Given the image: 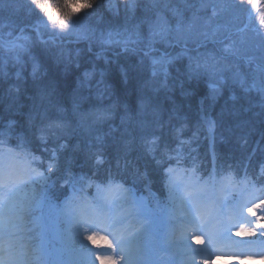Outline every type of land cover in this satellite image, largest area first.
Segmentation results:
<instances>
[{
  "label": "trees",
  "instance_id": "1",
  "mask_svg": "<svg viewBox=\"0 0 264 264\" xmlns=\"http://www.w3.org/2000/svg\"><path fill=\"white\" fill-rule=\"evenodd\" d=\"M82 3L78 2V0H74V3L70 6H76L77 8H83L85 3L91 5V10L89 14L84 16L85 22L92 23L94 28H97L98 26L106 27V24L112 23L113 25H121L124 23V20L130 19L128 21H137L136 19H139L140 16H149L150 14H154L156 10L162 9L166 3H181L180 0H81ZM132 2V3H131ZM154 2H157V5H154ZM161 2L164 4L161 5ZM40 3L43 4H50L53 8V13L56 12L57 8H60L63 12V4L64 0H40ZM28 10V11H27ZM30 11H32L30 13ZM38 14H42L43 12L37 8L35 5L32 4V0H0V19H6V25L8 23L9 29L15 30V25H20L25 23V20L32 19L34 16ZM62 17V15H61ZM2 21H0V28L2 27ZM90 31H93L91 29ZM85 44L79 45L77 48H75V51L81 50L82 47ZM80 51V52H81ZM91 54V52L88 50L87 47H83V54L77 55L75 57V63L79 61V63L84 64L87 62L88 55ZM49 66L51 65L48 62H45ZM49 74L46 72L47 78H45L44 85L47 86V89L54 87L57 92L61 94H67L68 92H65V88L71 84V80L73 78L74 73V67L73 65H66L61 68H52L49 67ZM109 75L114 81V85L116 87L118 96L121 100L127 99V91L128 85H124L119 78V75L117 73V69L112 68L109 70ZM5 75H0V107L3 108V114L8 115L11 113H14L16 111H19L20 107V100L19 97L21 96L20 88H15L10 85L9 78H7ZM21 86H23V83H21ZM188 91L190 94H187L188 97L184 98L180 93L179 97L174 95L172 99H168L166 97H162L161 100H158L155 98L153 102V107H155V113H151L149 116L150 120H155L156 118H161L162 120L167 117L170 119L171 116L180 113L183 111L185 107V103H187L188 109L195 108V105L193 101H190L191 98V92L193 91L194 97L197 101H201V87L197 85L195 82H188L187 83ZM180 91V88L178 89ZM30 102L26 103L25 105L29 104ZM126 103H128L126 101ZM129 104V103H128ZM146 124V122L143 121V125ZM31 126L27 125V128ZM16 127V126H15ZM173 130H167L163 132V137L167 138L171 136ZM7 133L10 137L18 139L21 136H23V127L19 128L16 127L14 131L8 130L3 131L2 134ZM138 136V135H137ZM234 146V145H233ZM132 149L134 153L136 150L138 151L139 159H136V165L138 169H142L143 165H146L148 167V174L151 178V180L154 182H157L158 185L155 187L156 189H159V185L161 182V176L159 174L157 165L152 161V159L147 154L146 145L139 144L138 141L132 142ZM131 148L127 149V151H130ZM101 152V149L97 146H92L90 148V154L92 157V160L90 161V164H93V166L97 165L98 158L96 157L97 154ZM87 155V152L86 154ZM145 171H147L144 168ZM152 185V184H151Z\"/></svg>",
  "mask_w": 264,
  "mask_h": 264
},
{
  "label": "rangeland",
  "instance_id": "2",
  "mask_svg": "<svg viewBox=\"0 0 264 264\" xmlns=\"http://www.w3.org/2000/svg\"><path fill=\"white\" fill-rule=\"evenodd\" d=\"M203 7L207 10H204V17H206V20H213L214 17V10L218 7L219 4H221V0H203ZM169 12V9H168ZM223 12V11H222ZM221 12V13H222ZM225 18L221 17L217 20H220V22H214V24H216V26L222 27L220 30L223 31V28L228 29L229 31H232L233 28L234 30L239 27V25H234L231 26V21L230 17H228L227 15H223ZM229 25V26H227ZM69 29V28H67ZM183 29V26L180 23H177L176 25H171V23L169 22L168 18L165 16H161L158 19L154 20L153 23H150L148 21L146 22H141L139 25L137 26H131L130 28L128 27H124V28H120V29H112L111 27H108L107 30L105 32L102 33V37H100V39L103 40V38L107 37L110 33L112 34H120V39H124L126 36H128L129 34H132V42L134 43V47H137L139 45H144V47L147 46H151L157 39H166L169 35H172L173 37L176 36L179 32H181V30ZM66 30V29H65ZM77 30H80L78 32H76L74 34V38H83L84 34L81 32L82 28L81 26L77 27ZM210 30V26L205 28L204 30H202L201 32V36H203V39H211V37L213 36L212 33L209 32ZM233 30V32H234ZM56 33H59L63 36L67 35V32L65 31H57ZM151 40V44H149V41ZM178 41V40H176ZM258 43V44H257ZM129 44V43H128ZM213 44V42L211 43ZM113 45H117V44H113ZM259 45H261V40L259 38H255L254 34H252V31L249 30V32H244L241 33L239 35V41L237 44V50L239 52L240 55H243L245 52V47H259ZM212 57H216V56H212ZM149 58L150 62L153 65V60L154 57H146ZM3 58H0V61H2ZM45 185L42 187L36 188L35 186H25L24 189H22V187H20L22 189V193L21 190H19V192L17 191L18 197H13V200L11 201L10 205L12 207V209H16L17 213H16V219L15 222H13V225L10 227H14L12 231H18V234H15L14 236H10V235H6L5 236V240L9 241V243H11L14 239L16 241H18L17 243H21L22 245H24L25 247V251H27L28 247H27V242L24 239L23 233L22 231L19 230L18 225L23 226V223L25 222V218L27 217V214L24 213L22 210H28V209H32V205H33V199L35 200V196L37 193L41 192L44 189ZM19 188V189H20ZM1 196H4V193H1ZM20 198H23L24 204L25 206H22L21 200ZM173 202V201H172ZM134 205V204H132ZM183 204L181 203V200H178L176 202H173V204L169 207L170 211L172 213H174L175 216L178 215V219L181 220L182 217V213L180 212L181 210L179 209ZM256 210L259 211V207H255ZM21 210V211H20ZM91 213V212H90ZM104 213L105 217L108 218H112L113 217V211H112V204L110 203V201H108V204L103 206L102 208L97 207L94 211V214H98V216H102V214ZM125 214L127 216H130V218H132L133 216V212H132V206H127L125 208ZM257 215H262L264 216V212L261 211L257 213ZM7 216V214H6ZM94 216V215H93ZM92 216V217H93ZM15 217V216H14ZM160 220V219H158ZM140 224V223H139ZM171 228L169 229V231L167 232L168 234H170L173 238L176 237L177 240L181 239L183 232H178L177 228L180 227V225L178 224V222H176V220H171L170 222ZM156 226L155 224V219L153 216L150 217V222H143L140 224V230L142 232L141 237H145V243L147 244L149 242V239H153L154 238H158L160 237V235L162 234L161 231H159L158 233H156L154 236H149V234H147L148 232H152L154 230V227ZM4 241V238H2ZM1 239V240H2ZM139 240V239H137ZM8 243V244H9ZM140 243V240H139ZM144 242H142L143 244ZM144 243V244H145ZM153 244V243H152ZM140 245V244H139ZM140 247V246H139ZM144 250L143 247H140ZM1 250L5 251L4 254H7L5 257L1 258V253H0V264H5V263H19L18 260H15L14 256H13V252H14V248H5V246H2L0 248ZM139 248H136V251H138ZM180 252H182V250H180ZM141 253V250H139V255ZM145 255H147L148 257H150V254L144 253ZM146 257V258H148ZM145 258V257H144ZM23 259H25L24 264H27V259L26 257H23ZM139 260V257H138ZM11 261V262H10Z\"/></svg>",
  "mask_w": 264,
  "mask_h": 264
},
{
  "label": "snow or ice",
  "instance_id": "3",
  "mask_svg": "<svg viewBox=\"0 0 264 264\" xmlns=\"http://www.w3.org/2000/svg\"><path fill=\"white\" fill-rule=\"evenodd\" d=\"M251 2V0H250ZM74 3V0H64L63 4V12L61 11L60 8L56 9V14H53V8L50 4L46 5L43 3H40V0H32V4L35 5L37 8H39L45 15L48 17V20L53 24V25H58V27L62 30L67 29L69 27V20L74 14L75 9L69 10L70 6ZM85 7H91V5L85 3ZM61 15L63 18H61ZM120 34H112L110 33L107 37L103 38L102 42L104 44H124L127 46L129 42H132V34H129L126 36L124 39H120ZM149 44H151V40L149 41ZM171 63V60L164 58V59H154L153 60V67H152V75L154 77L156 76H162L164 80L163 87L164 88H169V85L167 83L168 77H169V71H168V64ZM159 65V67H157ZM207 72V68L199 63L193 67L191 64L189 65V68L187 70V77L188 79H193L194 77H198L201 74V71ZM176 82H179L180 86L183 88L185 81L179 78L174 79L173 83L175 84ZM223 83V78L220 77L219 79L213 78V82L209 83V88L212 89L213 91H219L221 84ZM233 99L235 98L234 96L232 97ZM144 101H141V106L143 107ZM155 111V110H154ZM6 214L10 219L4 221L6 227H11L13 225V220L11 217L14 214V210L12 209L11 206H8L6 210ZM255 234V233H254ZM87 239L89 240H94L95 237L89 236ZM197 240V237L195 238ZM200 242L201 238L199 237ZM111 247V245H110ZM97 260L102 261L105 259H110L114 261V257H101L97 256Z\"/></svg>",
  "mask_w": 264,
  "mask_h": 264
},
{
  "label": "bare ground",
  "instance_id": "4",
  "mask_svg": "<svg viewBox=\"0 0 264 264\" xmlns=\"http://www.w3.org/2000/svg\"><path fill=\"white\" fill-rule=\"evenodd\" d=\"M134 258H135V255L132 252H130L125 258L126 264H130Z\"/></svg>",
  "mask_w": 264,
  "mask_h": 264
},
{
  "label": "clouds",
  "instance_id": "5",
  "mask_svg": "<svg viewBox=\"0 0 264 264\" xmlns=\"http://www.w3.org/2000/svg\"><path fill=\"white\" fill-rule=\"evenodd\" d=\"M239 231H240V232H246V231H247V228H241ZM198 239H199V238H198ZM225 259H226V260H230L231 258L226 257ZM212 264H218V262H217V261H212Z\"/></svg>",
  "mask_w": 264,
  "mask_h": 264
}]
</instances>
